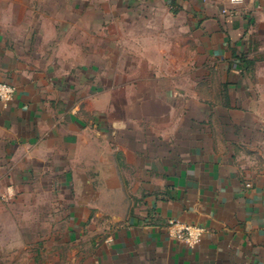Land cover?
<instances>
[{
  "label": "crops",
  "instance_id": "0c3cea01",
  "mask_svg": "<svg viewBox=\"0 0 264 264\" xmlns=\"http://www.w3.org/2000/svg\"><path fill=\"white\" fill-rule=\"evenodd\" d=\"M189 31L191 91L166 47ZM0 83L2 196L50 207L38 264H264V0H5Z\"/></svg>",
  "mask_w": 264,
  "mask_h": 264
},
{
  "label": "rangeland",
  "instance_id": "374dc122",
  "mask_svg": "<svg viewBox=\"0 0 264 264\" xmlns=\"http://www.w3.org/2000/svg\"><path fill=\"white\" fill-rule=\"evenodd\" d=\"M5 0H0V12L4 6ZM187 46L180 48H170L169 46H166L169 52L171 51L174 54H187V77L182 78L180 84L186 85L189 91H191V88H194L199 81H201V78L196 75L197 67L200 65L199 62L196 61V52H199V46L195 43V38L189 31L188 38H187ZM171 49V50H170ZM185 49V51H184ZM173 55V54H172ZM174 64V63H173ZM183 65V63H182ZM176 66H178V63H176ZM176 84L179 85L178 79H176ZM205 85L209 82L211 84V78L210 77H204ZM215 82V80H214ZM199 98H201L205 102L211 103L213 101V95L210 92L204 91V93L199 94ZM13 186V190L11 194L6 196V199L4 200L2 194L5 192L7 186L3 187V191H0V204L4 206L5 211L1 208L0 212L1 215H5L6 217L0 218V251L4 248H7L10 246L12 248V251L15 253L12 254V264H38L35 257V247L38 244V239L35 237L37 230L40 229V226L43 224L40 222L42 220L43 213L49 212L50 207L43 204H40L37 206L36 202V191L34 189L32 190V197L31 200H29V203H25L23 198H19L21 196L20 194L22 192L19 191V185L16 184ZM8 197H10L8 199ZM44 212H41V211ZM45 214L48 216L49 213ZM9 215V217L7 216ZM51 217H48L45 225L51 224ZM9 225V227H8ZM25 246H27L26 254L20 252L21 249H23ZM25 261H24V260Z\"/></svg>",
  "mask_w": 264,
  "mask_h": 264
},
{
  "label": "built area",
  "instance_id": "2783aa9c",
  "mask_svg": "<svg viewBox=\"0 0 264 264\" xmlns=\"http://www.w3.org/2000/svg\"><path fill=\"white\" fill-rule=\"evenodd\" d=\"M14 94V89L7 85L0 83V100L1 101H8L11 100ZM176 225L174 221L169 222V229L168 233L171 237L175 238L176 240L180 241L184 245L189 248H194L196 245L199 244L202 235L205 231L203 227L184 224L182 229L178 231H173V227Z\"/></svg>",
  "mask_w": 264,
  "mask_h": 264
}]
</instances>
